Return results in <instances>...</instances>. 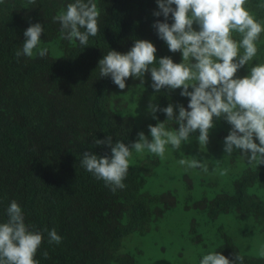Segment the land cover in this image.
Listing matches in <instances>:
<instances>
[{"label":"trees","instance_id":"16d2710c","mask_svg":"<svg viewBox=\"0 0 264 264\" xmlns=\"http://www.w3.org/2000/svg\"><path fill=\"white\" fill-rule=\"evenodd\" d=\"M72 2L0 0V223L7 221L6 209L15 200L26 225L43 235L34 257L39 264H138L133 253L120 250L121 240L145 234L173 207V194L144 190L145 179L136 164H129L126 187L113 193L80 160L84 151L110 154L107 146L93 147L94 139L110 135L114 142H135L138 132L149 137L148 125L155 126L166 116L158 112L157 121L149 115L147 129H138L127 111V98L141 81L130 77L120 90L110 77H100L98 62L110 50L127 53L137 39L154 44L157 60L169 56L181 63L182 55L170 52L152 27L157 19H164L153 16L156 0H93L100 12V31L84 49L75 38L62 39L59 22H53ZM262 2L248 0L245 8L264 25V8L257 7ZM34 23L44 27L38 47L47 48L48 54L17 59L23 33ZM233 38L241 37L233 33ZM257 48L256 57L238 70L237 77L264 63V32ZM180 91L162 89L151 100L160 107L179 103L187 108L189 98ZM215 125L211 139L223 143L231 126L224 120ZM167 127L175 130L178 125L169 122ZM147 162L158 168V160ZM227 162L236 169L233 176L211 198L201 196L193 206L211 222L227 214L249 219L264 238V165H250L238 151ZM53 228L62 237L59 245L48 243L45 230ZM217 231L219 240L212 252L230 260L237 252L243 264H264V256L241 253L221 227Z\"/></svg>","mask_w":264,"mask_h":264},{"label":"clouds","instance_id":"9594fccd","mask_svg":"<svg viewBox=\"0 0 264 264\" xmlns=\"http://www.w3.org/2000/svg\"><path fill=\"white\" fill-rule=\"evenodd\" d=\"M35 3L36 0H29V4ZM247 3L248 0H156L158 10L153 16L164 19H157L152 27L170 52L181 53L182 62L174 63L169 56L157 60L154 44L137 39L127 53L108 51L98 62L100 77H110L124 90L128 78L139 79L143 84L145 74L150 73L154 92L181 89L180 95L189 98L187 108L179 103L160 107L150 100L147 114L157 121L158 112L166 116L163 122L148 125L151 139L143 131L137 133L135 142L127 144L114 142L110 135L94 139L93 147L107 146L111 151L103 156L84 151L80 163L87 172L115 193L126 187L123 181L133 151L147 150L164 158L166 145L179 151L197 132L196 141L200 148H206L210 130L219 120L231 126L223 141L224 154L231 156L238 151L250 165H264V63L249 67L248 75L243 78L236 75L256 57L257 41L264 32V25L245 8ZM257 7L264 8V2ZM99 16L93 0H74L67 4L66 11L53 17V22H59L62 39L75 38L84 49L89 38L100 31ZM169 18L172 23L168 22ZM42 33L44 27L40 23L30 24L23 33L22 48L15 53L17 59L31 58L34 54L40 58L47 56L48 49L38 47ZM233 33L240 35L239 41L233 38ZM169 122L178 128L170 130ZM204 160L201 154L199 160L193 157L180 159L178 163L185 171L198 168L207 173ZM6 215L7 221L0 223V264H39L34 257L42 244V233L26 225L15 200L7 207ZM45 231L50 245L61 243L62 237L55 228ZM48 255L47 251L42 253L44 259ZM243 260L237 252L231 260L219 252H210L200 264H243Z\"/></svg>","mask_w":264,"mask_h":264},{"label":"rangeland","instance_id":"374dc122","mask_svg":"<svg viewBox=\"0 0 264 264\" xmlns=\"http://www.w3.org/2000/svg\"><path fill=\"white\" fill-rule=\"evenodd\" d=\"M151 83L150 73H146L144 83L127 98V111L140 130L147 129V105L154 93ZM198 134H193L189 144L179 151L166 145L164 158L147 150L143 153L133 151L130 157V164H136L145 179L144 190L152 194L168 190L174 196L173 207L151 223L145 234H131L121 240L120 250L133 253L138 264H200L203 256L212 252L217 244L219 227L241 253L264 256V238L249 219L227 214L211 222L193 206L201 196L211 198L236 171L227 162L223 143L213 141L210 136L206 148H200L195 139ZM201 154L208 165L207 173L198 168L185 171L178 163L180 159L193 157L199 160ZM148 159L158 160V168L150 166Z\"/></svg>","mask_w":264,"mask_h":264}]
</instances>
